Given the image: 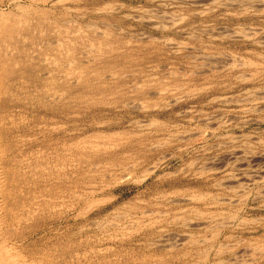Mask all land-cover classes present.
Instances as JSON below:
<instances>
[{
    "label": "rangeland",
    "instance_id": "374dc122",
    "mask_svg": "<svg viewBox=\"0 0 264 264\" xmlns=\"http://www.w3.org/2000/svg\"><path fill=\"white\" fill-rule=\"evenodd\" d=\"M20 3L131 61L106 78L123 86L82 101L59 93L42 104L31 77L7 82L21 102L0 108V146L18 159L5 180L34 209L60 203L12 228L18 254L36 264H264V0H0V9ZM94 44L75 42L63 67L33 60L38 76L66 79L70 61L98 55ZM93 152L103 158L92 163ZM59 170L67 190L42 178Z\"/></svg>",
    "mask_w": 264,
    "mask_h": 264
},
{
    "label": "bare ground",
    "instance_id": "6f19581e",
    "mask_svg": "<svg viewBox=\"0 0 264 264\" xmlns=\"http://www.w3.org/2000/svg\"><path fill=\"white\" fill-rule=\"evenodd\" d=\"M39 1L44 2V4H45L46 2L59 3L62 0H39ZM106 4H108V3H106ZM106 6L107 5H105L104 7H106ZM14 7H15V9L14 10L11 9L10 11H8V9L7 10L0 9V96H1V94H4V95L7 96V97L5 96L3 99L0 98V108L3 111L7 110V112H8L12 108V106L14 107V106L18 105L19 102H21V99L19 100V98H14V97L12 98V96H8V95H10V89H9V86H7V84H8L7 82L8 81L16 79V77L20 76L21 74L31 77L32 81L37 86H41V88H44V89L39 91L42 94H40L38 96V99H36L37 101L42 102V104H44V102H46V99H53L54 95L59 94V93L62 94V95H67L68 94L69 97L75 98L76 100H81L82 101V99H86L89 96L92 97L94 94L95 95L96 94H102V93H105L107 91L111 92V91L115 90L116 88H118V86H123V84H122L123 82H119L117 80L116 82H114L113 86H115V87L113 88V86H111V84L107 83L106 78H110V79L114 78L115 79V78H118L120 76L123 77V75H122L123 72L121 70H119L120 69L119 66H121L120 63L123 62L121 60H124L123 64H125L127 62H130L131 61V59H130L131 56L130 55H126V56H122L121 57V56H118V54H116L114 52V49L108 50L107 48H108L109 42H108L107 39L94 40V39L89 38V39H86L87 40L86 41L85 38H84V35H81L82 31H81L80 27L79 28L77 27L76 33H73V32L70 31L71 28H69L68 26L65 25L66 24L65 22L61 23L59 20L50 21L46 17V16H48L47 11L40 10L39 8H31L30 5H23L21 3L20 4H16ZM31 20H33V21H31ZM90 25L91 24L88 25V28L90 27ZM94 33H96V32H94ZM100 34H102V33H100ZM95 41L99 45V47H97V49L99 51V52L97 51L98 55H96V57L94 59H92V60H87L86 62L82 61L83 63H79V64L76 63V62L70 61L69 65H73L74 64L76 66V68L73 71H69L67 73V75L65 76L66 79L64 78V80L59 81L55 77H51V76H49L46 79L42 78L41 76L40 77L38 76L37 72H40V71H42L44 69H43V66L40 65V63L36 64V62L33 61V60L39 59V60H42L44 62L51 60L52 63L50 64V66H56L57 65L56 67H58V66L59 67H63L62 63L59 64V60H60V58L62 59L63 52L66 53L68 55V57H70V55H74V53H75L74 49L76 48V46L73 47L74 49L73 48L71 49L70 47L72 45H74L75 42L80 43V45H81L80 49L83 50V48H85V45L88 42H89V44H91L92 46L95 47V45H96V44H94ZM37 43H38V45H36ZM89 49H90L91 52H93L94 48L93 49L89 48ZM72 50H73V52H71ZM118 57H121V58L118 59ZM17 58H22L24 60L23 61L24 64L21 66V69H19V71L16 70V66H15L16 65L15 59H17ZM90 61L95 62L98 65L96 67L92 66V65L89 64ZM249 61H247V63H249ZM250 64H248V65H250ZM251 65H253V62H252ZM246 66H247V64L245 65V67ZM241 67H243V66H241ZM109 72H112V74H110L107 77V73H109ZM194 73H196V72H194ZM242 76H243V74L241 75V77ZM235 77H237V76L235 75ZM241 77L239 79H241ZM245 78H246V76H245ZM73 79L76 82V84H75V86H70L71 80H73ZM247 79L249 80L248 77L245 80H247ZM241 80L244 81L243 79H241ZM134 88H136V87H134ZM166 89H168V88H166ZM176 89L178 91V88H176ZM172 92H170V93H172ZM198 92H199V90H198ZM151 93H153V92H151ZM157 93H159V92H157ZM163 93H165V92H163ZM125 96H126V94H122V98L120 99L121 100L120 102H124V104H129L130 98H126ZM175 100H173V101H175ZM47 102H50V101L48 100ZM137 102H139V101H137ZM169 103L171 104V102H169ZM130 104H132V102ZM130 106H132V105H130ZM136 106H137V104H136ZM44 107H46L49 110L53 109L52 108L53 106L50 105V104H45ZM134 107H132V109ZM136 109H138V107H136ZM145 110H147V109H145ZM3 119L0 118V131L1 132H7L8 130L6 128H5L6 130L3 129L4 126H2L3 125V123H2ZM155 121H154V123H155ZM156 122H158V121H156ZM156 124H158V123H156ZM161 125H163V124H161ZM161 125H159V126H161ZM166 125H167V123H166ZM149 126H153V124L151 123V125H149ZM11 145H12V143L9 144V146H11ZM5 152H6V149H4V147L2 148L0 146V264H36V263H33V262H30V263L26 262L25 259L22 256H20V254H18L17 250H15V248L9 244L8 241L11 240L12 235L15 233L14 232L15 230H13L12 228L13 227L15 228V226H19L22 222H24V220H25L26 223H28L29 221L36 220V217L40 216V214L41 215H45V213H44L45 210L46 211H48V210L51 211V207L56 208V207L60 206V203L57 201L56 203H52L51 204L50 202L45 200L44 204L39 209H34L33 207H31V205L29 203H27V204L25 202H21L20 203L19 200H17L15 198L16 196L13 197L12 190H11L9 184L6 182L5 176H6V174L8 172H10V167L13 164L12 162L17 164L16 161L18 159L14 155L10 159V157H8L5 154ZM89 156H90L91 159L94 158L92 160V163H95V161H100L103 158L97 152H93V153L89 154ZM159 157L160 156H158V158ZM159 162H161V160ZM152 164L153 163H151V165ZM152 167H153V165H152ZM157 167L158 166L156 165V168ZM93 169H94V167H93ZM154 169H155V167H154ZM154 169L150 168V169L145 170V171H147V172L156 171ZM201 172H203V171H201ZM142 173H145V172H142ZM199 175H201V174H199ZM122 177L124 178L125 176H122ZM158 177H159V175H158ZM202 177H203V175H202ZM42 178L43 179H48L49 178V180H52V181H55V179H58V183L56 182L57 186H55V187L57 189L63 188L64 190H67L65 184L67 183L66 180L68 178H66V174L63 173L61 170H59V172L57 174H49V173L45 174V176H43ZM52 181H50V182H52ZM75 182L78 183V181H75ZM251 185H252V183H251ZM53 187H51L50 189L46 188L45 190L47 192H49ZM60 193L63 194L64 191L63 192L60 191ZM200 196H203V195H200ZM200 196H198L197 199L200 200V198H201ZM203 197H205V194H204ZM13 198H15L14 207H13V205H12V207H10V200L13 199ZM49 198H51V197H48L47 199H49ZM194 198H196V197L194 196ZM58 199H59V197H57V200ZM190 199H191V197H190ZM190 199H188V201H191ZM183 200H184V202H186L185 198ZM220 200H218V201H220ZM172 201L178 202L177 197H176V199L175 198L172 199ZM225 201H227V200H225ZM182 203H183V201H182ZM230 203H229V205H230ZM19 204H22V205H19ZM16 207H17V209H16ZM25 209H26V213L25 214H23V215L22 214H18L19 210H23V212H24ZM183 210H181V211H183ZM193 210H195V209H192V211ZM142 212H144V211H142ZM146 214H147V212H146ZM148 214H150L149 211H148ZM155 214H156V212H155ZM157 214L159 215V213H157ZM163 214L164 213H162V215ZM194 214H196V212ZM209 215H207V216H209ZM178 218H182V216L181 217L177 216V221H178ZM197 219H198V217H197ZM158 220H154V221H158ZM172 220L174 221V218ZM253 221H254V219H253ZM181 222H183V221H181ZM190 222L192 223V221H190ZM227 222H229V220ZM196 223H198V222H196ZM204 223H205V221H204ZM208 223H209V221H208ZM229 224H232V223H229ZM180 225H182V224H180ZM188 225L189 224H188V221H187V225L186 226H188ZM191 225H193V223L190 224V227H192ZM203 225L204 224H202V226ZM212 225H214V224H212ZM224 225H222V226L224 227ZM183 226H184V224H183ZM217 226H220V224L217 225ZM196 227H197V224L195 225V228ZM192 228H194V227H192ZM198 228H199V226H198ZM200 228H201V225H200ZM219 228H222V227H219ZM216 235H217V233H216ZM168 240H169V238H168ZM170 240H172V239H170ZM156 241L159 242V240H157V239L155 240V242ZM150 242H152V241H150ZM161 242H163V241H161ZM172 242L174 243V240ZM172 242H170V244H168L169 242H167L168 246L172 245ZM175 242L177 243L178 241L175 240ZM179 243H180V241H179ZM191 243L192 242H190L189 245ZM156 244H158V243H156ZM151 245H153V244H151ZM168 246H165V247H168ZM178 246H179V244H178ZM157 247H156V249H157ZM159 247L162 248L161 246H159ZM169 248H173V246L169 247ZM92 250H93V253H95V250L94 249H92ZM221 252L222 251H220V253ZM232 264H234V262Z\"/></svg>",
    "mask_w": 264,
    "mask_h": 264
}]
</instances>
